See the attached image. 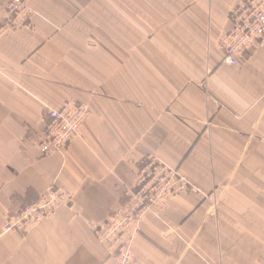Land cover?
<instances>
[{
	"label": "crops",
	"instance_id": "0c3cea01",
	"mask_svg": "<svg viewBox=\"0 0 264 264\" xmlns=\"http://www.w3.org/2000/svg\"><path fill=\"white\" fill-rule=\"evenodd\" d=\"M240 2L31 0L30 22L2 30L0 0V264H112L93 228L150 158L200 193L143 218L140 264H264V48L222 62ZM69 99L91 115L63 154L42 158L46 112ZM51 187L73 208L3 232Z\"/></svg>",
	"mask_w": 264,
	"mask_h": 264
},
{
	"label": "built area",
	"instance_id": "2783aa9c",
	"mask_svg": "<svg viewBox=\"0 0 264 264\" xmlns=\"http://www.w3.org/2000/svg\"><path fill=\"white\" fill-rule=\"evenodd\" d=\"M3 1L7 18L2 30H16L30 22L34 14L31 0ZM230 21L231 28L221 42L222 62L236 68L251 48H264V0H241L230 12ZM90 115L86 105L72 99L65 101L60 109L47 110L45 127L37 136L40 156L63 154ZM187 191L200 193L176 169L156 158L143 161L136 186L127 189L124 202L105 222L93 228L98 242L107 246L108 260L112 264H140L132 247L141 221L148 214L157 216L168 200ZM61 206L73 208L74 195L60 187L48 188L36 202L6 216L3 232L25 235L43 219L52 217Z\"/></svg>",
	"mask_w": 264,
	"mask_h": 264
},
{
	"label": "rangeland",
	"instance_id": "374dc122",
	"mask_svg": "<svg viewBox=\"0 0 264 264\" xmlns=\"http://www.w3.org/2000/svg\"><path fill=\"white\" fill-rule=\"evenodd\" d=\"M212 200V198H210Z\"/></svg>",
	"mask_w": 264,
	"mask_h": 264
}]
</instances>
